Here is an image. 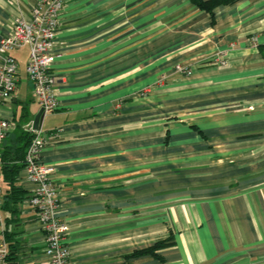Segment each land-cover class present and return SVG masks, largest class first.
<instances>
[{"label": "crops", "instance_id": "obj_1", "mask_svg": "<svg viewBox=\"0 0 264 264\" xmlns=\"http://www.w3.org/2000/svg\"><path fill=\"white\" fill-rule=\"evenodd\" d=\"M38 1L0 0V41ZM53 54L59 107L33 130L29 49L11 52L0 162L25 194L0 213L14 264H48L22 167L38 131L71 264H264V0H67Z\"/></svg>", "mask_w": 264, "mask_h": 264}, {"label": "built area", "instance_id": "obj_2", "mask_svg": "<svg viewBox=\"0 0 264 264\" xmlns=\"http://www.w3.org/2000/svg\"><path fill=\"white\" fill-rule=\"evenodd\" d=\"M67 0H39L32 8L29 20L15 18L9 37L0 41V151L9 130V121L4 119L1 108L15 91L18 81V64L12 51L23 47L29 49L26 75L32 84V96L43 111L52 114L59 107L56 92V76L52 72L55 39L59 17ZM255 41V40H254ZM224 65V61H219ZM176 70L189 75L186 69ZM47 145L40 131L34 132L23 155L25 179L31 185L26 203L35 210L40 229L45 236L44 255L48 264H71L70 251L66 245L68 225L57 218L58 194L53 183L54 168L42 162V153ZM1 167V162H0ZM2 177L0 174V184ZM0 185V210L3 204ZM8 244L0 213V264H7Z\"/></svg>", "mask_w": 264, "mask_h": 264}, {"label": "trees", "instance_id": "obj_3", "mask_svg": "<svg viewBox=\"0 0 264 264\" xmlns=\"http://www.w3.org/2000/svg\"><path fill=\"white\" fill-rule=\"evenodd\" d=\"M194 4H196L198 7L205 9L206 11H211L213 8L219 6V5H225L230 4L234 0H210L206 2H202L201 0H191ZM20 154L23 155L22 152L18 151L15 153V155H18V160L20 159ZM16 159L11 161H15ZM4 157H3V166L1 167V174L3 176V181L6 185V195H5V203L2 204L1 209L5 210L8 214L11 212L14 217L17 214V205L19 202L22 201L25 192L20 188V186L17 185V181H19V171L20 167H17L16 165L12 164L10 166L9 160H7L8 164H4ZM24 167V165L22 166ZM4 198V195H3ZM11 205V206H10ZM6 226H9L10 220L9 217L5 220ZM5 239L8 244V256H7V264H14L15 258H12V249L15 250L16 246L15 244H10V237L8 233L5 232ZM166 244L164 242H157L152 247L143 250V253H152L154 254L155 251L160 250L164 248ZM14 252V251H13Z\"/></svg>", "mask_w": 264, "mask_h": 264}, {"label": "water", "instance_id": "obj_4", "mask_svg": "<svg viewBox=\"0 0 264 264\" xmlns=\"http://www.w3.org/2000/svg\"><path fill=\"white\" fill-rule=\"evenodd\" d=\"M43 116V111L42 109L40 110V112L37 114V116L35 117L34 119V122H33V130H38L39 129V120L40 118Z\"/></svg>", "mask_w": 264, "mask_h": 264}]
</instances>
